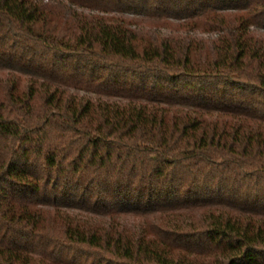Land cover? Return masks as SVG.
Returning a JSON list of instances; mask_svg holds the SVG:
<instances>
[{"label":"trees","instance_id":"16d2710c","mask_svg":"<svg viewBox=\"0 0 264 264\" xmlns=\"http://www.w3.org/2000/svg\"><path fill=\"white\" fill-rule=\"evenodd\" d=\"M0 264H264V0H0Z\"/></svg>","mask_w":264,"mask_h":264}]
</instances>
